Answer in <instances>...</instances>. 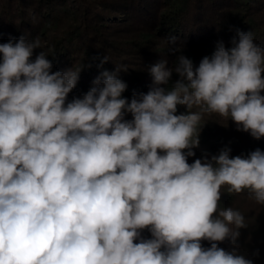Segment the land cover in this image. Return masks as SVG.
Here are the masks:
<instances>
[{
    "label": "clouds",
    "instance_id": "clouds-1",
    "mask_svg": "<svg viewBox=\"0 0 264 264\" xmlns=\"http://www.w3.org/2000/svg\"><path fill=\"white\" fill-rule=\"evenodd\" d=\"M237 37L195 68L171 47L174 67L150 66L153 86L130 102L121 67L66 103L82 69L52 72L44 52L32 61L39 38L0 44V264H253L236 251L245 217L220 208V190L264 205V151L188 163L203 114L264 138V47L253 32Z\"/></svg>",
    "mask_w": 264,
    "mask_h": 264
},
{
    "label": "trees",
    "instance_id": "trees-1",
    "mask_svg": "<svg viewBox=\"0 0 264 264\" xmlns=\"http://www.w3.org/2000/svg\"><path fill=\"white\" fill-rule=\"evenodd\" d=\"M237 30L253 32L255 43L264 47V0H0V44L39 38L41 47L34 49L32 61L44 52L53 64L52 72L82 69L66 103L83 98L103 71L115 73L117 67L123 69L118 78L128 86L122 97L130 102L134 93H147L153 86L150 66L167 59L174 67L181 53L173 54L171 47L181 48L195 68L212 56L218 42L233 47ZM169 36L178 38L176 45L164 43ZM105 57L108 62L102 63ZM178 79L173 73L169 86L162 87L171 88ZM187 113L185 106H177V115ZM125 119L133 117L126 113ZM237 127L231 119L203 114L200 144L192 149L195 156L188 163L210 160L226 148L231 149L230 158L264 151V138L256 140ZM228 187L220 190V208L240 211L248 225L240 230L241 247L236 251L253 264H264V205L250 198L248 190L237 194ZM141 238L153 237L143 229ZM201 243L206 249L211 246L207 240ZM218 246L233 250L228 240ZM257 250L259 257L254 255Z\"/></svg>",
    "mask_w": 264,
    "mask_h": 264
}]
</instances>
